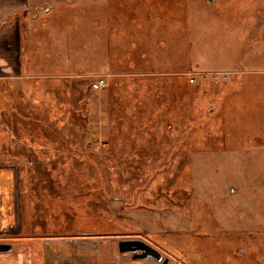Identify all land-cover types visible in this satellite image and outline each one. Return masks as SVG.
I'll return each mask as SVG.
<instances>
[{"label":"rangeland","instance_id":"obj_1","mask_svg":"<svg viewBox=\"0 0 264 264\" xmlns=\"http://www.w3.org/2000/svg\"><path fill=\"white\" fill-rule=\"evenodd\" d=\"M28 13L37 44L24 74L33 76L19 79L21 91L0 83V164L20 173L7 206L15 220L0 237L13 248L0 258L162 264L120 250L121 240H142L169 264H264V160L253 89H245L248 113L239 112L236 95L230 119L203 115L197 152H174L163 138L149 151L127 145L128 131L142 124L151 133L180 124L170 115L173 84L192 59L184 74L190 80L193 71L199 88L258 81L259 66L243 55L264 47L257 40L264 0H30ZM100 75L108 84L94 90ZM208 91L199 89L200 113L215 100Z\"/></svg>","mask_w":264,"mask_h":264},{"label":"crops","instance_id":"obj_2","mask_svg":"<svg viewBox=\"0 0 264 264\" xmlns=\"http://www.w3.org/2000/svg\"><path fill=\"white\" fill-rule=\"evenodd\" d=\"M214 1V0H211ZM30 8V0H0V83L9 81L10 87H14L15 89L20 90L21 87L19 79H31L33 76L31 73L24 74V70L27 69L31 70L34 65V49L37 41L35 40L36 36H32L29 34L30 26L29 21L31 15H29L28 10ZM32 9V8H31ZM32 16L34 17L33 13ZM25 32V33H24ZM251 37V36H250ZM257 39L259 42L264 44V36H258ZM254 40V39H253ZM250 41V40H249ZM248 41V42H249ZM261 50L254 49V52H244L243 58L245 63H256L255 65L259 66L258 70L261 72V76L257 79L258 81H249L246 82L238 81L237 83H233L229 80H223L221 82L216 81H205V86H200L201 89L209 90L208 92H213L215 95L214 102L207 106V111L205 112V108L201 110L200 113L199 103H200V94H199V84L198 82L192 83L188 78L185 76L184 72L187 70L188 67H192L194 59L191 60L190 64L187 68L181 69L177 72L180 76L184 79H181L175 84L176 88V95L175 98V106L176 108L173 110L174 112L170 115L172 119L180 122L176 128L172 130L166 128V130L161 133L160 131L157 132H149L144 128V124H142V128H138L135 131H128V144L131 147V150L137 149L136 151L141 150V147L145 151L152 150L153 146L161 147L160 140L162 139V146L165 145L174 147V152H187L190 150V153L197 152L198 146H200L199 136L200 130L197 128V122L203 118L213 120H226L227 118L230 119V112L232 108H230V102L235 100V96L238 95L239 98V112L245 110L248 113V108L246 107L249 103L248 98L249 94L246 93V88H251L255 91L254 98L256 101L255 104V119L258 121V127L260 130L257 132V140L259 139L258 148L260 150V154L262 155L260 159L264 160V47L260 48ZM263 55H261L259 53ZM253 52V53H252ZM28 54L27 58L29 57V61L24 63V56ZM197 66H199L197 64ZM223 68H219L218 70H222ZM224 70V69H223ZM227 70V69H226ZM230 70V69H228ZM240 73V72H239ZM129 75V73H126ZM125 72H118L116 73V77L124 76ZM251 83V85H250ZM250 85V86H249ZM132 87H135L133 84ZM142 87L144 85L142 84ZM27 89V87H26ZM21 91V90H20ZM234 97V98H233ZM246 97V98H245ZM167 99H162L163 106L167 103ZM202 101V100H201ZM162 106V107H163ZM246 108V109H245ZM164 114V113H163ZM202 114V115H201ZM128 115H133L131 112ZM205 115V116H203ZM166 117V114H164ZM150 117V116H149ZM164 119L167 120V117ZM218 117V118H216ZM168 116V119H171ZM136 117L134 116V118ZM147 118H145L146 121ZM149 120V119H147ZM188 122V123H187ZM190 122V123H189ZM217 131V130H216ZM216 131H207V136L212 137L214 139L217 137ZM151 133V134H150ZM250 133L246 134L248 137ZM223 137H228L229 133L226 135L225 133L221 134ZM114 138V137H113ZM112 138V145H119V140H115ZM158 138V139H157ZM211 139V140H212ZM214 140L210 141L211 145L214 144ZM131 142V143H130ZM223 145H229V140H223ZM154 144V145H153ZM195 147V149H193ZM230 147V145H229ZM228 147V148H229ZM224 148V147H223ZM249 148V147H248ZM257 148V147H256ZM254 147L253 150L256 149ZM139 149V150H138ZM228 150V149H227ZM134 151V150H133ZM207 151L215 152L214 150L207 149ZM218 152V151H217ZM227 152L226 149L219 150V153L223 154ZM20 181V173L17 171L16 167L9 166V165H1L0 164V237L8 233L12 228V224L15 220L13 218L11 212L8 211V202L9 200L12 201L11 193L12 188L16 186ZM0 243H4V239H0ZM6 243V242H5ZM6 253V252H0ZM0 264H14L10 258H0Z\"/></svg>","mask_w":264,"mask_h":264},{"label":"water","instance_id":"obj_3","mask_svg":"<svg viewBox=\"0 0 264 264\" xmlns=\"http://www.w3.org/2000/svg\"><path fill=\"white\" fill-rule=\"evenodd\" d=\"M12 248L13 245L10 243H0V252H9ZM120 250L134 253V259L153 257L157 261L162 262V264H169V258L163 260V254L160 251L142 240H121Z\"/></svg>","mask_w":264,"mask_h":264},{"label":"built area","instance_id":"obj_4","mask_svg":"<svg viewBox=\"0 0 264 264\" xmlns=\"http://www.w3.org/2000/svg\"><path fill=\"white\" fill-rule=\"evenodd\" d=\"M190 74V76H192L190 78V81L192 83L196 82V75L195 73H193V71H189L188 72ZM212 75H215V78L218 79V77H226L228 74L226 72H211ZM205 75V74H204ZM207 75V74H206ZM108 84V81H107V76L105 75H100L97 77V79L92 83L91 87L94 89V90H100V89H103L104 87H106Z\"/></svg>","mask_w":264,"mask_h":264}]
</instances>
